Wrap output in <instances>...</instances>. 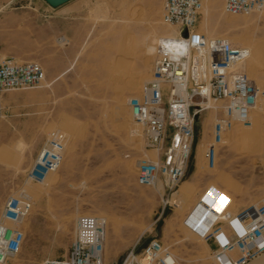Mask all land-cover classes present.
Wrapping results in <instances>:
<instances>
[{
    "label": "rangeland",
    "instance_id": "obj_1",
    "mask_svg": "<svg viewBox=\"0 0 264 264\" xmlns=\"http://www.w3.org/2000/svg\"><path fill=\"white\" fill-rule=\"evenodd\" d=\"M162 3L70 0L51 7L44 0H0V55L40 63L46 75L39 86L0 96V214L10 195L25 191L33 200L21 261L66 257L77 216L95 214L108 221L104 264H121L136 241L140 251L153 238L176 264H216L204 239L184 224L188 212L217 192L232 213L264 199V108L229 132L214 167L204 154L219 109L205 110L181 182L171 190L163 179L137 182V160H155L156 153L145 147L127 101L151 77L159 38L175 34L162 20ZM223 3L204 0L199 28L249 48L244 69L264 85V10L231 16ZM52 132L65 145L63 162L52 184L30 181L28 168Z\"/></svg>",
    "mask_w": 264,
    "mask_h": 264
},
{
    "label": "built area",
    "instance_id": "obj_2",
    "mask_svg": "<svg viewBox=\"0 0 264 264\" xmlns=\"http://www.w3.org/2000/svg\"><path fill=\"white\" fill-rule=\"evenodd\" d=\"M204 0H163L162 20L175 27L173 36H162L156 60L139 94L128 98L134 121L141 125L145 147L156 159L137 160V182L152 186L163 179L170 190L186 175L196 141L195 127L202 112L219 109L212 128L213 139L204 157L214 167L217 147L236 125L251 124L252 113L264 108V85L249 77L244 64L251 51L234 46L224 36L207 37L199 28ZM264 10V0H224L229 15H248ZM37 62H17L0 55V96L17 88L36 87L45 80ZM223 102L209 106L205 102ZM65 145L52 132L27 171L30 181L44 183L65 156ZM204 209L192 208L184 224L204 240L213 239L216 264H247L264 253V199L232 213L226 211L222 192L209 196ZM33 209L25 191L10 195L0 214V264H104L108 221L106 217H78L67 256L40 262L21 261L25 241L23 224ZM198 211V212H197ZM228 228V233L225 231ZM176 257L153 238L140 250L129 249L121 264H176Z\"/></svg>",
    "mask_w": 264,
    "mask_h": 264
},
{
    "label": "bare ground",
    "instance_id": "obj_3",
    "mask_svg": "<svg viewBox=\"0 0 264 264\" xmlns=\"http://www.w3.org/2000/svg\"><path fill=\"white\" fill-rule=\"evenodd\" d=\"M224 12V11H223ZM225 13V12H224ZM225 14H227V13H225ZM254 14H259L258 12H252V13H250V14H248V15H241V16H250V15H254ZM229 15V14H228ZM232 16V15H231ZM237 16V15H236ZM239 16V15H238ZM230 20V19H229ZM222 36V35H221ZM208 37V36H207ZM225 37V36H224ZM227 38V37H226ZM228 39V38H227ZM229 40V39H228ZM230 41V40H229ZM249 77H251L250 76V74H249ZM255 81V80H254ZM117 90V89H116ZM209 102V101H208ZM205 144V143H204ZM203 155V154H202ZM201 153L199 152L198 153V155H197V171H201V169H202V163H201ZM62 164V163H61ZM61 166V165H60ZM54 173V172H53ZM53 173L52 174H50L48 177H47V179L45 180V182H44V184H46V185H50V184H52V182H53V180H54V175H53ZM197 206H199V211L201 210V209H204V207H205V205H196V206H193V208H196ZM198 212V211H197ZM83 215V214H82ZM79 216H81V215H79ZM79 216H77V219H78V217ZM99 216H101V215H99ZM103 217H105V216H103Z\"/></svg>",
    "mask_w": 264,
    "mask_h": 264
},
{
    "label": "crops",
    "instance_id": "obj_4",
    "mask_svg": "<svg viewBox=\"0 0 264 264\" xmlns=\"http://www.w3.org/2000/svg\"><path fill=\"white\" fill-rule=\"evenodd\" d=\"M200 119V118H199ZM198 119V120H199ZM197 141H195V145L194 147H197L198 146V143ZM225 231L228 233V228L225 226ZM208 249L210 251H213L215 248H216V242L213 240V239H210V240H204ZM138 241L135 242V244L137 243ZM128 248V247H127ZM247 264H264V253L261 254L260 256H258L256 259L254 260H251L250 262H248Z\"/></svg>",
    "mask_w": 264,
    "mask_h": 264
},
{
    "label": "water",
    "instance_id": "obj_5",
    "mask_svg": "<svg viewBox=\"0 0 264 264\" xmlns=\"http://www.w3.org/2000/svg\"><path fill=\"white\" fill-rule=\"evenodd\" d=\"M47 4H49L51 7H58L70 0H44Z\"/></svg>",
    "mask_w": 264,
    "mask_h": 264
}]
</instances>
